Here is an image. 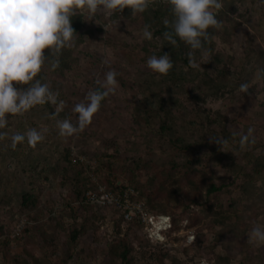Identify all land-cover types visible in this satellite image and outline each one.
Segmentation results:
<instances>
[{
	"label": "rangeland",
	"instance_id": "374dc122",
	"mask_svg": "<svg viewBox=\"0 0 264 264\" xmlns=\"http://www.w3.org/2000/svg\"><path fill=\"white\" fill-rule=\"evenodd\" d=\"M221 3L220 26L199 50L166 39L168 4L72 17L74 43L45 50L34 78L52 98L0 129V264H125L123 249L128 264H264V243L248 239L264 225V0ZM166 52L172 69L153 72L148 57ZM109 71L115 91L82 125L76 105ZM33 127L42 141L12 146ZM117 185L144 196L164 228L148 232L112 205L83 202L88 190Z\"/></svg>",
	"mask_w": 264,
	"mask_h": 264
},
{
	"label": "clouds",
	"instance_id": "9594fccd",
	"mask_svg": "<svg viewBox=\"0 0 264 264\" xmlns=\"http://www.w3.org/2000/svg\"><path fill=\"white\" fill-rule=\"evenodd\" d=\"M166 2L172 14L171 20H164L165 26H169L164 32L166 39L175 44V37H179L192 50L202 49L208 36L207 30L220 26L213 9L222 8L221 0ZM154 3L155 0H0V129L7 126L10 114H23L52 98L49 85L34 78L47 60L45 50L59 53L74 43V15L86 13L91 19L100 10L122 12L126 7L131 9L132 15H136L147 11ZM143 36L149 40L152 38L149 25H145ZM55 63L58 65L59 61ZM146 63L159 74H167L173 67L167 52L161 56L151 55ZM115 76V71H109L101 82V89L89 94V102L76 105L75 111L79 113L82 125L99 109L106 92L115 91ZM240 88L246 91L248 84L243 83ZM58 124L62 132L70 128L67 121H59ZM253 131L250 127L243 141H247ZM4 135L0 132V137ZM43 139V132L35 127L16 132L11 137L13 147L25 140L34 147ZM248 239L264 243V225H254Z\"/></svg>",
	"mask_w": 264,
	"mask_h": 264
},
{
	"label": "built area",
	"instance_id": "2783aa9c",
	"mask_svg": "<svg viewBox=\"0 0 264 264\" xmlns=\"http://www.w3.org/2000/svg\"><path fill=\"white\" fill-rule=\"evenodd\" d=\"M166 4V0H155V3L150 7L155 8L158 5ZM125 9L131 10L127 7ZM116 13L121 14L122 12ZM85 201L96 203L98 205L116 206L125 213L127 218H136L148 232H152L154 229H162L165 225V220L162 218L163 215H157L152 212L147 206L145 199L137 198L136 191L130 186H126L119 191L114 190L112 192L106 191L102 186H100L97 190H88L85 194ZM25 222V218L19 219L16 229L20 231Z\"/></svg>",
	"mask_w": 264,
	"mask_h": 264
},
{
	"label": "trees",
	"instance_id": "16d2710c",
	"mask_svg": "<svg viewBox=\"0 0 264 264\" xmlns=\"http://www.w3.org/2000/svg\"><path fill=\"white\" fill-rule=\"evenodd\" d=\"M167 5V4H166ZM159 6H162V5H159ZM158 6V7H159ZM150 8V7H149ZM152 9V8H151ZM127 11H131V10H127V9H124L123 11H122V13H125V12H127ZM115 15L117 14L116 12H113ZM121 13V14H122ZM83 14H86V13H83ZM118 15V14H117ZM164 28L163 29H165V30H168L169 29V26H163ZM175 39H176V45H177V48L179 49V50H182V49H186V47H188V45H186L185 43H184V41L183 40H180L179 39V37H175ZM178 58L182 61V63L183 64H187V62H188V58H187V54H185V55H183V54H181V53H179V55H178ZM175 147H177V149H179V152H185L183 149L184 148H182V146L180 147V145H175ZM117 188H115V190H121V189H123L124 187H126L125 185H117L116 186ZM220 188V186H215V185H210L209 186V190H211V191H215V190H218ZM88 189H90V188H88ZM94 189H96L95 187H94ZM94 189H92V190H94ZM84 193V192H83ZM83 195V194H82ZM82 197V196H81ZM136 197L137 198H144L145 199V201H146V204L147 205H149V203H148V201H147V199L144 197V196H141V195H139L138 194V192L136 191ZM83 202H86V201H84L83 200ZM82 202V203H83ZM91 203V202H90ZM93 204V203H92ZM115 208H117L116 206H114ZM117 209H119V208H117ZM120 210V209H119ZM72 235H74L75 236V234H72ZM120 258L122 259V261L125 263V264H128V261H127V255H126V249H123L122 250V252L120 253Z\"/></svg>",
	"mask_w": 264,
	"mask_h": 264
},
{
	"label": "bare ground",
	"instance_id": "6f19581e",
	"mask_svg": "<svg viewBox=\"0 0 264 264\" xmlns=\"http://www.w3.org/2000/svg\"><path fill=\"white\" fill-rule=\"evenodd\" d=\"M164 218V217H163ZM164 220V219H163Z\"/></svg>",
	"mask_w": 264,
	"mask_h": 264
}]
</instances>
